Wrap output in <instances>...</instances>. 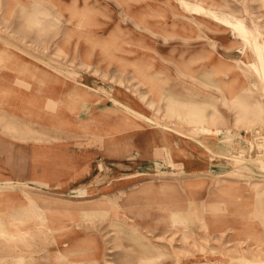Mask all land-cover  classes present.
Returning <instances> with one entry per match:
<instances>
[{
    "label": "rangeland",
    "instance_id": "374dc122",
    "mask_svg": "<svg viewBox=\"0 0 264 264\" xmlns=\"http://www.w3.org/2000/svg\"><path fill=\"white\" fill-rule=\"evenodd\" d=\"M0 264H264V0H0Z\"/></svg>",
    "mask_w": 264,
    "mask_h": 264
},
{
    "label": "bare ground",
    "instance_id": "6f19581e",
    "mask_svg": "<svg viewBox=\"0 0 264 264\" xmlns=\"http://www.w3.org/2000/svg\"><path fill=\"white\" fill-rule=\"evenodd\" d=\"M24 9V8H23ZM180 14V13H179ZM35 28V27H34ZM35 31H36V29H35ZM223 63V60H221V59H219L218 60V62H216V65H221ZM164 96V95H163ZM166 97V96H165ZM168 97V96H167ZM194 106V105H193ZM245 108H247L246 106H245ZM195 110V109H194ZM192 111V115H195V114H197V112L196 111ZM199 112H200V110L199 109H197ZM258 109H255V111H256V113H255V115H256V117H257V114H258V111H257ZM247 111L245 110V113H246ZM203 113H204V111H203ZM202 114V113H201ZM202 116H204V115H202ZM84 212V211H83ZM82 216V215H81ZM178 219V218H177ZM185 219V218H184ZM175 221V220H174ZM171 222V221H170Z\"/></svg>",
    "mask_w": 264,
    "mask_h": 264
}]
</instances>
